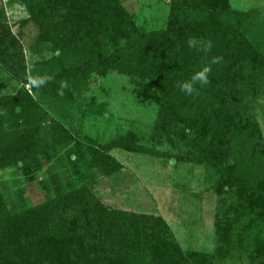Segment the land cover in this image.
<instances>
[{"label":"trees","instance_id":"obj_1","mask_svg":"<svg viewBox=\"0 0 264 264\" xmlns=\"http://www.w3.org/2000/svg\"><path fill=\"white\" fill-rule=\"evenodd\" d=\"M12 2L28 14L20 26L31 22L37 28L31 52L51 56L26 65L0 9V71L4 68L25 84L27 69L31 80L37 75L35 69L39 77H50L43 86L32 85V91L52 98L48 103L58 106L68 104L72 93L85 87L93 74L122 76L134 93L158 106L155 140L167 135L171 123L183 125L177 137H188L202 122L203 133L191 139L189 146L194 143L197 162L208 167L219 192L226 194L238 187L239 196L249 189L263 202L261 134L239 101L247 95L255 100L259 90L264 92V85L252 86L264 70V46L255 43L263 34H252L255 25L249 23L250 17L231 10L228 0H170L166 27L145 31L135 26L121 0ZM190 37L202 44L211 41L210 51L189 49ZM45 43L46 48L42 47ZM213 57L222 59L211 64ZM209 64L207 86L197 85L198 94L193 96L180 92L181 82ZM196 108L208 115L198 117ZM47 115L24 89L0 96V171L29 168L38 130ZM50 123L55 132L52 146L72 139L58 121L50 119ZM82 146L93 169L106 176L122 169L110 156L111 150L151 153L137 146L130 135L107 144L88 139ZM47 150L42 149L44 157ZM177 159L167 157L172 164ZM68 160L75 167L77 156L69 154ZM38 168L31 171L36 175ZM73 170L78 172L77 167ZM69 184L68 189L44 185L37 201L16 213L6 209L0 192V264H214L211 256L181 251L160 216L109 207L93 197L86 185ZM22 198L33 201L25 192ZM261 231L251 243L254 253L264 257Z\"/></svg>","mask_w":264,"mask_h":264},{"label":"rangeland","instance_id":"obj_2","mask_svg":"<svg viewBox=\"0 0 264 264\" xmlns=\"http://www.w3.org/2000/svg\"><path fill=\"white\" fill-rule=\"evenodd\" d=\"M125 10L132 15L136 27L145 31L163 29L168 23L170 0H121ZM231 10L250 17L252 34L262 32L263 37L256 44L264 46V0H228ZM3 19L10 33L18 40V47L24 62L29 65L45 55L31 52L30 46L37 35L36 26L29 22L21 27V21L28 18L23 6L12 0H0ZM262 26L257 27L256 24ZM21 32L22 36L17 33ZM47 43L42 45L46 48ZM264 65V62L262 63ZM30 71H26V84L3 68L0 71V96L12 95L26 90L32 99L39 101L48 112V119L38 130L35 154L26 171L7 168L0 171V192L6 209L16 213L37 201L43 186L68 189L86 185L91 195L105 205L123 211L160 216L169 226L181 251L198 257H212L214 264H264V257L252 250V240L262 228L260 238L264 240V200L249 189L236 195L238 187L222 194L210 178V170L197 162L198 154L189 142L203 133L202 122L191 134H183V125L170 124L167 135L155 140L154 129L158 106L133 92L126 78L115 74L105 77L91 75L85 87L72 93L68 104L58 106L32 91ZM34 71V69H33ZM36 77H39L35 69ZM35 77V78H36ZM252 82L253 88L264 85V70ZM231 93V96H235ZM240 95V94H239ZM239 98V96H238ZM233 100V99H232ZM250 116L260 130V144L264 147V92L259 90L254 100L250 95L240 98ZM201 118L197 108L195 111ZM50 119L58 121L72 139L66 144H54L55 132ZM132 136L133 142L151 153H129L119 149L110 151L122 169L111 175H104L93 169L90 155L85 151L84 140L107 144L112 139ZM198 139V138H197ZM48 147L44 157L42 149ZM69 154H75L74 165L69 162ZM176 156L177 162L167 160ZM74 158V157H73ZM32 167H39L37 174ZM55 177H57L55 179ZM26 193L33 201L23 200Z\"/></svg>","mask_w":264,"mask_h":264},{"label":"clouds","instance_id":"obj_3","mask_svg":"<svg viewBox=\"0 0 264 264\" xmlns=\"http://www.w3.org/2000/svg\"><path fill=\"white\" fill-rule=\"evenodd\" d=\"M187 46L189 49H195L198 52L207 53L210 51L212 44L211 41L206 44H202L200 40L195 37H190L187 40ZM222 58L213 57L211 64H218ZM211 64L202 67L200 70L195 71L190 79L181 82L178 85L180 92L186 96H193L198 94L197 85L200 87L207 86L209 84V74L212 71ZM50 77H36L31 80V84L35 87L43 86ZM62 94V93H61Z\"/></svg>","mask_w":264,"mask_h":264}]
</instances>
